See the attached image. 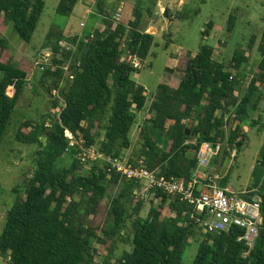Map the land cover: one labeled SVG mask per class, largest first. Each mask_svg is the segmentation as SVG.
I'll use <instances>...</instances> for the list:
<instances>
[{"label": "trees", "instance_id": "1", "mask_svg": "<svg viewBox=\"0 0 264 264\" xmlns=\"http://www.w3.org/2000/svg\"><path fill=\"white\" fill-rule=\"evenodd\" d=\"M79 2L59 0L56 12L71 18ZM143 2L127 6L122 20L117 21L105 10L106 1L99 0L104 28L81 39L70 38L65 30L54 27L44 45L52 53L50 66L33 65L26 58L15 64L11 43L0 37V144L36 68L42 70L40 81L47 94L53 97L54 91H59L63 104L60 99L53 101V108L60 112L50 116V125L45 117L36 123L27 121L17 133L18 142L43 149L33 176L25 182V198L18 199L8 212L0 238V253L10 264H184L188 247L196 242L200 247L192 264H264V182L242 196L248 200L255 195L262 198L263 222L251 248L240 240L244 228L203 232L192 218L193 209L179 196L161 189L150 191L152 206L143 217L145 202L137 194L142 183L123 178L104 161L87 163L89 169L84 173L81 148L124 158L133 146L131 132L137 116L146 111L135 153L128 161L157 171L159 177L191 181L205 145H219L217 157L228 162L239 149V137L246 136L241 130L248 127L251 113L263 100L264 32L257 48L259 71L244 87L241 72L249 57L237 49L228 65L217 60L215 48L204 43L214 29L213 22L203 31L199 52L183 49L177 66L168 69L183 74L179 86L161 84L149 96L133 79L139 68L132 59L145 62L157 46L156 35L148 32L147 18L154 14L152 9L144 10ZM45 7L46 0H0V31L11 26L23 42L30 44ZM171 12L167 8L164 16L169 19ZM236 25L237 15L233 14L229 34ZM64 41L74 43L77 49L63 48ZM256 42L254 34L250 50ZM10 88L13 96L8 93ZM232 121L238 123L235 128ZM26 128L29 133L24 132ZM67 133L83 145L71 146ZM70 155L71 165L64 166V159ZM259 164L264 168V145ZM217 184L227 188L228 179ZM111 188L118 191L112 197L106 225L95 227L91 217L97 216ZM166 208L175 216H165ZM119 244L130 245L131 250L113 262L111 256ZM98 245L104 246L103 254Z\"/></svg>", "mask_w": 264, "mask_h": 264}, {"label": "rangeland", "instance_id": "2", "mask_svg": "<svg viewBox=\"0 0 264 264\" xmlns=\"http://www.w3.org/2000/svg\"><path fill=\"white\" fill-rule=\"evenodd\" d=\"M98 1L92 0L91 2L94 6V12L97 14H99ZM104 1H106L105 10L113 13V16L116 13H120L121 21L125 8L134 6L138 0H128V3L120 2L118 8L114 7V5H118V2L122 0ZM143 1L144 10L147 12L152 9L151 11L154 14L153 17L147 18L151 27H149L148 32L156 35L157 46L154 47L152 54L145 62L132 59V63L139 68V72L133 75L134 80L147 89L149 96L161 84H169L173 78L179 81L177 75H172L173 73L169 72L168 69L176 64L179 57L177 54L183 49L192 51L194 54L199 52L203 43V31L207 28L209 22L214 23V29H212L211 35L207 37L204 43L214 47L215 58L227 65L231 62L237 49L244 50L249 57V63L244 65L241 72L242 84L244 87L250 85L254 75L259 71L258 63L260 57L257 48L264 32V0ZM58 3L59 0H46V7L37 30L31 43L28 44L26 59L33 65L37 63L44 66L52 65L51 50L45 49L44 45L54 27L67 30L68 24H71L74 31L68 35L70 38L78 36V33L82 35V38L84 37L83 31L79 32L84 28L81 27L84 23L85 29L89 32L93 30V27L101 19L100 29H103L104 17L102 15L100 19L91 17L87 15V9H85L86 12L79 9L74 18H66L57 14ZM162 8H165V10L168 8L172 11L169 19L164 16L163 13L165 11L162 13ZM233 14L237 15V25L235 31L229 34L227 30L228 23ZM83 15H85V18ZM76 31L77 33H75ZM254 34L257 36V42L255 47L250 50L248 46L250 38ZM63 45L73 51L77 49L76 45L69 41L62 42V47L64 48ZM33 73L29 76L31 81L27 92L20 100L13 115V121L9 124L0 144V238L6 226L8 212L14 207L18 199L25 198V182L33 176L37 160L40 159V153L43 149L40 145H27L18 142V130L23 123L27 121L32 123L40 122L44 117L48 120L47 125H50V116L54 117L60 112L59 109L53 108V101L59 99L58 96L53 95L52 97L47 94L44 85L41 84L42 70L36 68L35 73ZM177 73L180 75L181 72ZM2 78L3 74L0 72V80ZM261 92L263 100L259 109L251 113L248 119V127L243 129L246 136H241L238 139L239 142H243L240 148L233 151L228 162L220 160V157H217L218 153L216 154L217 156L214 155L216 157L212 160H200L199 152L198 166L194 171L193 179H201L203 185H207L208 183L206 182L212 181V183L216 184L215 186L222 188L217 183L226 177L228 185L227 188L222 189L238 196L247 195L251 188L263 184L264 168L260 166L259 160L260 151L264 145V88H262ZM8 93L13 96L14 90L10 88ZM60 102L63 105L62 101ZM145 117H147L146 111L139 113L137 116V122L131 132L133 146L125 152V157L122 158L126 160L125 162H128V158L135 153L139 126ZM256 121H258V124L254 123ZM237 124V122L232 121L231 127L235 128ZM24 132L29 133L30 129L26 128ZM73 141L76 146L78 144L83 145L82 142L79 143L75 138ZM79 158L83 165L85 164L84 173H86L89 169L88 164L82 160L81 155H79ZM72 160V155L66 157L63 162L64 166L71 165ZM56 168H58V165H56ZM144 190H146V185L142 183V188L137 194L145 202L141 215L146 217L152 206V195L150 193L145 194ZM117 191V188H111L107 198L102 202L97 216L91 217L95 227L101 228L106 225L111 200ZM253 199L259 200L260 196L255 195ZM156 201L158 203V200ZM164 215L167 217L175 216L170 213L168 208L164 210ZM205 221L206 218H202L198 223L204 225ZM97 247L99 253L103 254V251H105L104 246L98 245ZM199 247V242L193 243L188 247L184 256V264H192ZM129 250H131L130 245L119 244L118 250L111 256L113 257L111 258L112 261L114 262L124 251ZM5 258L0 253V264H10V261ZM97 259L99 260L100 257L98 256Z\"/></svg>", "mask_w": 264, "mask_h": 264}, {"label": "built area", "instance_id": "3", "mask_svg": "<svg viewBox=\"0 0 264 264\" xmlns=\"http://www.w3.org/2000/svg\"><path fill=\"white\" fill-rule=\"evenodd\" d=\"M114 18L120 21L121 14L116 13ZM78 37L81 39L82 35L78 33ZM63 46L69 49L67 46ZM65 70H68V68ZM54 95H57L60 99L59 91H54ZM60 100L62 101V99ZM66 136L71 139V146H74V136L70 133H67ZM81 150L79 155H81L84 162L104 161L116 173L121 174L123 178L129 181L145 183V194H149L153 189H161L170 195L179 196L184 203L193 209V219L200 221L202 218H206L204 225H200L203 228V232L222 233L229 232L234 227H241L246 231L240 240H245L251 248L254 246L255 240L259 236V227L263 222L261 197L259 200L253 198L248 200L243 198L242 195L238 196L215 186L216 184L212 183V181L206 182L208 183L207 185H203L199 178L186 181L159 177L157 171H150L129 161L125 162L126 160L105 155L95 148L82 147ZM219 150V145L214 148L207 144L201 149L199 158L200 160H212L217 156L216 154L219 153Z\"/></svg>", "mask_w": 264, "mask_h": 264}, {"label": "crops", "instance_id": "4", "mask_svg": "<svg viewBox=\"0 0 264 264\" xmlns=\"http://www.w3.org/2000/svg\"><path fill=\"white\" fill-rule=\"evenodd\" d=\"M94 1H97V0H94ZM92 0H81V2H79V4L76 6L75 8V12H74V15L77 14L78 10L80 9V11H85V9H87V15L88 16H91V17H97V18H102L101 15L97 14L96 12H94V6L91 4ZM120 2L122 3H128V0H122V1H119L118 2V5L115 4L114 7H117L119 6ZM80 6V7H79ZM93 7V8H92ZM120 8V7H119ZM119 10V9H118ZM165 11V8H162V13ZM91 13V14H90ZM86 14V13H85ZM113 14V13H112ZM164 14V13H163ZM74 15L71 17L74 18ZM115 16V14H114ZM83 17L85 18V15H83ZM71 23V22H70ZM82 24V23H81ZM101 19L99 22L96 23V25L93 27V30L95 29H100L101 27ZM81 27H84L82 30H80L79 32H82L83 31V34H88V33H92V31H89L85 29V23H84V26H81ZM103 28H104V24H103ZM151 28V27H150ZM74 31V29L72 28L71 24H68L67 26V30H65V33L67 35H69L70 33H72ZM77 33V31L75 32ZM0 37H4L6 39L9 40V42L11 43V46L12 48L14 49V63L15 64H19L21 63L25 58H26V54H27V51H28V44H26L25 42H23L21 40V38L19 37V35L17 34V32L15 31V29L11 26H7L3 31H0ZM181 53V52H180ZM180 53L177 54V56L180 55ZM178 62V60H177ZM177 62L176 64L172 67V68H175L177 66ZM170 68V69H172ZM179 73L175 72L173 73L172 75H177V79H179V81H176V79L173 78V80L168 84L174 88H177L180 84V80H182L183 78V74L180 73V75H178ZM134 79V78H133ZM136 81V80H135Z\"/></svg>", "mask_w": 264, "mask_h": 264}, {"label": "water", "instance_id": "5", "mask_svg": "<svg viewBox=\"0 0 264 264\" xmlns=\"http://www.w3.org/2000/svg\"><path fill=\"white\" fill-rule=\"evenodd\" d=\"M243 132V130H241V133ZM191 133H190V131H187V135H190ZM192 135H195V133H192ZM242 145V142H239L238 144H237V148H240V146Z\"/></svg>", "mask_w": 264, "mask_h": 264}]
</instances>
